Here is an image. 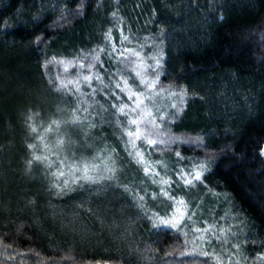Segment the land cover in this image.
<instances>
[{"label": "trees", "instance_id": "16d2710c", "mask_svg": "<svg viewBox=\"0 0 264 264\" xmlns=\"http://www.w3.org/2000/svg\"><path fill=\"white\" fill-rule=\"evenodd\" d=\"M0 264H264V0H0Z\"/></svg>", "mask_w": 264, "mask_h": 264}, {"label": "rangeland", "instance_id": "374dc122", "mask_svg": "<svg viewBox=\"0 0 264 264\" xmlns=\"http://www.w3.org/2000/svg\"><path fill=\"white\" fill-rule=\"evenodd\" d=\"M137 65L136 68L140 67L139 63H135ZM140 75L138 74L137 70H133L132 68L129 70L128 73V78L131 80V83L129 85V88L133 89L136 88L135 85V80H138V77ZM126 78V79H128ZM137 83V82H136ZM131 98V96H129ZM141 98L137 97V98H133L132 99V103L134 104L135 107L138 108V104L140 102ZM155 105L153 104V102H151V106ZM149 106V105H148ZM150 106V107H151ZM84 119L88 121L87 116H84ZM52 137L50 135H48L43 141L38 137L37 138V142H41V149H40V154L42 155H46L48 154V149L53 148L52 145L53 143H51ZM57 143L55 142V147H54V151L57 150V147L59 149V147L62 144V137L57 134ZM61 139V140H60ZM76 140V139H75ZM51 141V142H50ZM77 145H79V140H76ZM135 142H133L132 140L129 142L130 144V154L134 157V160L136 163L141 164L142 163V155L140 154V149L137 148V146L134 145ZM59 156V154H58ZM71 162V161H70ZM69 163V162H68ZM68 163H66V166L68 165ZM69 166H71L70 171H73V167L72 164L70 163ZM77 166L83 167L84 170L83 172L90 175L91 177H95L97 174V169H101L103 168V170H107L109 171L108 174L113 175L115 172L119 173L118 171L122 170L121 166L119 163H115L113 162V154L111 152H105L103 154L102 151H91L87 154V159L85 163H77ZM145 172L147 169V165H145ZM171 178L168 177V182L165 184L170 185L172 182L170 180ZM171 224L175 227L180 225V222L183 220V214L182 213H178L177 210L173 212L172 216H171ZM206 233L207 230H198L195 232L194 236H192L191 238H189V244L191 249H196L198 248L200 251H202V253H207V242H206Z\"/></svg>", "mask_w": 264, "mask_h": 264}, {"label": "snow or ice", "instance_id": "6c2138e0", "mask_svg": "<svg viewBox=\"0 0 264 264\" xmlns=\"http://www.w3.org/2000/svg\"><path fill=\"white\" fill-rule=\"evenodd\" d=\"M133 123H136V121H133ZM130 135H131V133H130ZM150 144L151 143H154V141H148ZM37 159H39V158H37ZM195 179H199V175H197L196 177H195ZM186 182H190V181H186Z\"/></svg>", "mask_w": 264, "mask_h": 264}]
</instances>
